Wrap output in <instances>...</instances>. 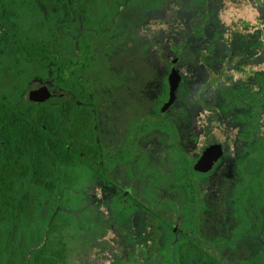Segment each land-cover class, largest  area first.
I'll use <instances>...</instances> for the list:
<instances>
[{"label": "flooded vegetation", "instance_id": "flooded-vegetation-1", "mask_svg": "<svg viewBox=\"0 0 264 264\" xmlns=\"http://www.w3.org/2000/svg\"><path fill=\"white\" fill-rule=\"evenodd\" d=\"M138 1L122 2L129 11L125 28H111L112 37L104 43L100 42L103 53L109 54L110 58L115 56V60L119 56V53L115 54L116 48L123 43V64L126 67L123 69V66H112L109 80L93 82L98 87L100 85L107 88L109 98L113 97V93H117L120 86L126 88L128 103L124 109L117 110L115 115L131 108L135 111L133 123L130 124L127 120V123L122 125L114 118L115 121L110 120L108 127L103 128L99 113V94L102 88H99L100 93L95 91L97 89L84 78L87 67L83 56H80L78 61L79 67L82 66L83 69L78 72L75 82L79 88L78 93L71 87L60 85L51 72L50 76L39 78L34 87L30 86L31 82L30 88L23 90L20 96L26 101L63 103L66 107L68 104L65 102L73 99L79 105L83 117H87V109L92 112L93 121L88 119L89 125L82 121L79 126L77 141L82 159L79 166L87 164L93 168L95 183L101 179L104 188L99 189L97 185L99 194L102 189L111 192L109 198L103 202L116 199L124 208L121 211L127 212L132 226L130 234L135 241L132 248L126 244H118L123 253L144 255L143 250L148 251L150 247L143 246L140 239L146 238L149 230L157 237L154 245L158 246L159 253L176 254L178 247L192 242L214 253L199 235L202 223L199 215L206 210L208 197L215 196L216 200H220L218 192L228 191L227 184L229 179L233 178L232 193L228 195L227 192L225 197L226 204L233 207L235 201L232 195L235 190L251 177L250 181L261 177L263 170L261 165H258L256 173L251 172V168L247 169L246 173L242 172L245 165L244 155L256 164L264 157V151L254 147L255 144L259 147L261 136H264V127H261L258 119H250L248 128L243 123L234 121L239 120L238 113L244 107L264 112V3L258 2V5L250 10L254 15L247 16L242 21L243 16L234 17L236 9L233 6L226 14L223 11L225 4L221 2V8L215 15L210 32L204 25L200 29L192 28L191 37L184 40L180 37V32L175 31L172 37L165 38L162 20L164 13L174 17L181 16L182 13L176 12L184 9L181 0H172L173 11L168 8L148 7V2H145V6L142 0ZM236 1L232 0L230 3L234 5ZM118 2L120 3L116 1L118 6L113 9L115 13L111 16V27L116 26L117 16L124 8ZM240 2L244 4L242 0ZM241 40L249 42L248 49L233 51V44ZM107 44H110L111 48H108ZM93 50L90 45V51ZM117 64L121 65L119 62ZM106 68L109 70V67ZM173 69L178 72V81L170 102V75ZM65 75L62 81L67 82L69 72ZM47 80L52 81L56 94L70 91L68 97L58 102H50L45 96L40 100L36 99L33 90ZM251 94L255 95V99L249 98L245 103L242 98L238 100L240 96ZM103 101L105 99L100 98V102ZM178 105L197 111L192 124H189L191 128L185 133L182 132L187 126L185 122H180L176 115L169 113L172 107ZM211 118L213 120H210ZM148 121L157 123L147 126ZM104 133L108 135L105 137ZM252 134L256 139L254 141L249 137ZM66 140L68 141L67 138ZM161 155L172 158L176 164L173 182H178L180 189L184 190L182 204L168 195L159 198L155 194L156 190L159 191L160 184L165 182H159L160 178L156 176V172L159 176H164L163 170L152 165L153 160L163 158ZM205 156L207 157L202 166L198 165ZM123 163H126L129 179L138 184L124 186L117 178L116 168ZM241 175H244V179L239 181ZM171 182L166 185L169 187ZM101 200L102 198H99V204ZM166 204L176 210L177 223L170 219L175 216L173 212L166 211L161 214L158 210ZM134 212L136 214L132 220ZM226 212L227 216L233 214L232 208ZM114 216L108 229L110 228L109 233L113 228L117 229V235H114L116 237L120 234L117 225L122 226L126 219L117 217L116 214ZM235 220L233 228L237 225V219ZM133 229L136 231L135 235ZM207 231L208 227L206 233Z\"/></svg>", "mask_w": 264, "mask_h": 264}, {"label": "trees", "instance_id": "trees-1", "mask_svg": "<svg viewBox=\"0 0 264 264\" xmlns=\"http://www.w3.org/2000/svg\"><path fill=\"white\" fill-rule=\"evenodd\" d=\"M116 1L125 2L0 0V264L70 262L69 243L59 231L63 215L58 212V219L48 223L40 212L49 196L68 185L66 177L75 176L70 172L82 160L79 126L82 121L89 125L93 115L87 109L83 117L73 99L65 102L66 107L26 101L20 94L51 72L60 85L78 93L75 82L83 69L79 57L87 67L89 41L101 33L108 36ZM77 25L83 27L80 37L74 34ZM67 71L69 79L64 82ZM261 167V177L246 180L232 195L235 238L259 234L264 228V163ZM174 264H264V244L249 257L229 263L192 242L178 247Z\"/></svg>", "mask_w": 264, "mask_h": 264}, {"label": "rangeland", "instance_id": "rangeland-1", "mask_svg": "<svg viewBox=\"0 0 264 264\" xmlns=\"http://www.w3.org/2000/svg\"><path fill=\"white\" fill-rule=\"evenodd\" d=\"M140 1L141 0H139L138 2ZM142 1L144 2L145 6V2H148V7L155 6L158 8H168L171 11H173L174 9L172 0ZM181 1L183 2L182 6L184 9L182 11L176 10V12L178 14L182 13L183 15L181 14V16L174 17V15L172 14L164 13V16L162 17V20H164L165 38H167L168 36L172 37L175 31L180 32V37L184 38V40L188 39L191 37L190 34H192V28L200 29L203 25L208 29V32H210L211 25L214 22V18L216 17L215 15L221 8V2L225 4V6H223V11L226 14H228L233 6V8L236 9V11L234 12V17L243 16L241 17L242 21H244L245 17L254 15L250 12V10L256 7L258 5V2L260 4L264 3V0H242L244 4H241L240 0H237L234 5L233 3H230L232 0ZM120 3L119 4L124 6V8L122 7L123 9L117 16L118 20L116 26L112 28H125L127 23L126 21L129 11L125 9L126 6L124 3ZM41 7L45 10L47 16H51V12L43 3H41ZM171 11L169 12L171 13ZM260 23H262V21H260ZM85 31H87L86 28ZM82 33L83 27L81 25L80 27L77 25L74 28V34L77 35L76 37H80ZM107 34L108 36L104 35V33H101L98 35L99 38L95 37V40L89 41L94 50L91 51V53L86 57L88 65L85 70L86 73L84 75V78L91 86H94L97 89L95 90L97 92H99V88L102 87L100 85L98 87V85L93 82H95L96 80H98V82L99 80L103 79L107 80L109 72L113 70L112 66H123V69L126 67V65L123 64V60L125 58V47L123 43L121 44V46L116 48L115 54L119 53V56L116 60L115 56L113 58H110L109 54L103 53L102 47L100 45L101 43H104V41L112 37L111 30ZM107 45L108 48H111L110 44ZM248 47L249 42L241 40L235 42L232 49L233 51L237 52V50H246L248 49ZM257 57L259 58V56ZM118 62L121 65H118ZM106 67H109V70ZM36 82H38V80L32 81L30 86L32 85V87H34ZM100 92L99 96L101 97H99V113L101 115L100 117L102 119L103 128H106V126L108 127L110 120L115 121L114 118L119 120L120 124L122 125H125L127 123V120L130 122V124L133 123L134 120H132V117H135V111L131 108H127V111H120L117 116L115 115V112L117 110H121V108L124 109L126 107V104L128 103L125 87L120 86L117 93H113V97L111 98L108 97L109 91L107 88H102ZM0 94H3L2 91L0 92ZM100 98H104L105 101L100 102ZM241 98L245 103V100L249 98L255 99V95L251 94L240 96L238 100L240 101ZM115 107H117L116 110ZM169 113L171 115H176L175 117H177L180 122H185L187 126H185V130L182 131L183 133H185L191 128L189 124H192L193 116L194 114H197V111L189 110V107L178 105L176 107H172ZM213 118L215 119L216 117L213 116ZM237 118L239 120H235L234 122L243 123L247 128V123L250 119L252 121L258 119L261 127H264V112H259V110L247 109L246 107H244L238 113ZM210 120L213 119L211 118ZM216 121L218 122L217 119ZM156 123L157 122L155 121H148L147 126H153ZM214 131L215 128H213V132ZM238 131L242 133L241 130L238 129ZM253 134L249 135V137H251V141L256 140ZM104 135L106 137L108 133H104ZM110 136H112V134ZM262 138L263 140H261ZM261 139L259 142V147L256 144L254 147H256L257 149L261 148V150L264 151V136H261ZM162 157L163 158H161L160 160L152 161V165L161 168L165 176H159L156 172V176L160 178L159 182L165 181V185L163 183L160 184V187L158 186L159 191L156 190L155 194H157L159 198H161V196L163 195H168L172 197L177 203L182 204L184 202V190L180 189L181 186H178V182L176 183L177 185L173 182L175 179L176 164L174 163V160L172 158H169L167 156ZM243 158L245 165L242 172L244 173H246L247 169L249 168H251V172L256 173L258 165H262L264 163V161L262 160L260 162L256 160V164L254 160L250 161V159H248V156L245 155ZM121 165L122 166L116 168V176L121 180L124 186H134L138 184L129 179L125 168L126 163H123ZM70 174H75V176L66 177V182L68 185H66L64 189H60L56 194L49 196L40 212L42 220H48V223L52 218H55L56 220L58 219V212L61 214V216L63 215V218L60 222L63 225H61L62 228H60L59 231L64 234L66 240L69 243L68 248L70 262L67 264H150L151 262H154L156 264L176 263V254L167 253V255H165L159 253L158 246L154 245L157 237H154L155 234L151 233L150 230L148 231V233H146V238L140 239L143 246L150 247L148 251L143 250L144 255L135 256L128 253H123L121 249H119L118 244H126L128 247L132 248L135 239L130 234L132 226L128 214L125 211H121L124 210L122 204L116 199L110 200L108 202H103L105 199L109 198L108 195H111V192H107V189H102V192L99 194L100 190H97V185H99V189L104 187L101 184V179L100 182L95 183L96 175L93 173V168L91 166L87 164H83L81 166L78 165L76 167H73ZM241 176L242 177L239 179V181H242L244 179V175ZM151 180L154 181V179ZM169 182L171 183L168 187L166 184H168ZM232 183L234 184V180L233 178H230L227 184L228 191L226 190L224 191V193L218 192L220 200H216L215 196L214 198L212 196L208 197V206L206 210L199 215V218L202 222L199 235L203 239V243L209 245L214 254H216L226 262L236 263L238 260L247 258L250 255L254 254L264 244V228L261 233L256 235L243 236L241 238H235L232 236V228L236 224L235 219L237 218L234 216V214H228V216L226 215L227 209L230 210L232 207L231 205L226 204L225 199L227 192L228 195L229 193H232ZM143 195L145 196V192ZM99 198H102V200L100 201L101 206L98 202ZM149 207L154 208L151 205H149ZM158 210L161 212V214L166 211L173 212L175 216L171 217L170 219L173 223H177V212L171 205L166 204L164 207ZM115 214L117 217H123L126 219V222H124L122 226L120 224L117 225L120 229V234L116 237H114V235H117V229L113 228L111 233H109L110 228L108 229V227L110 226V220H113V216ZM135 214V212L132 213V220H134ZM172 222L171 224H173ZM111 227H113V225H111ZM123 227L124 231H122ZM207 227L208 231L206 233ZM135 234L136 231L133 229V235ZM113 240L116 241L114 242Z\"/></svg>", "mask_w": 264, "mask_h": 264}, {"label": "water", "instance_id": "water-1", "mask_svg": "<svg viewBox=\"0 0 264 264\" xmlns=\"http://www.w3.org/2000/svg\"><path fill=\"white\" fill-rule=\"evenodd\" d=\"M177 81H178V72L173 69L171 75H170V89H171V99L170 102L172 101L175 93V89L177 88ZM34 96L36 99L40 100L42 96L47 97L50 102H58L65 100L68 97V94L70 91L62 92L61 94H56L53 91V83L52 81H43L40 85H38L34 90H33ZM207 156H205L203 159H201L198 162V165H201L204 163V160ZM198 167V166H197Z\"/></svg>", "mask_w": 264, "mask_h": 264}]
</instances>
